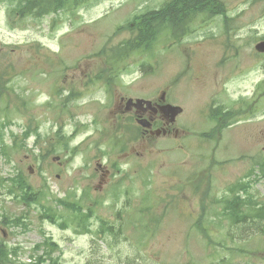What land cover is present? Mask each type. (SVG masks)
Here are the masks:
<instances>
[{
    "label": "rangeland",
    "instance_id": "1",
    "mask_svg": "<svg viewBox=\"0 0 264 264\" xmlns=\"http://www.w3.org/2000/svg\"><path fill=\"white\" fill-rule=\"evenodd\" d=\"M163 2L92 0L81 3L75 12L63 10L41 20L22 21H13L9 2L0 3V72L8 69L12 72L7 83L11 88L7 98L11 120L4 130L5 156L0 154V241L17 253L16 260L28 262L45 251L53 258L58 257L60 264H89L94 257L102 258L104 264H125L126 259H136L134 264H209L206 258L218 264H264V229L254 234L253 240H247V244H235L233 235L245 220L238 223L239 227L231 226L222 217L223 210L213 203L215 198L225 197L251 170L247 195L264 203V173L260 171V159L264 158V93H259L264 88V55L253 50L257 42L264 40L262 1L223 0L226 15L232 21L226 25L222 17L209 21L196 19L188 28L189 34L183 36L189 46L183 47L185 51L180 52V41L172 36L166 41L160 37L156 46L167 47L168 62L154 53L135 54L124 63L123 73L118 77L122 86L112 82L105 87L83 83L90 82L104 64L97 53L128 40L131 31L127 27L133 17L158 9ZM238 18L243 20L239 25ZM121 27L125 28L116 33ZM224 27L235 34L233 41L220 34ZM207 34L213 35L214 42L206 43L208 46L200 44ZM201 45L208 61L197 58L194 47L201 50ZM230 51L237 55L233 71L227 68V62L234 61ZM143 61L144 66L140 65ZM182 66L187 68L184 74L179 73ZM195 68H200L203 74L197 80L193 78ZM70 88L77 89L79 96L62 110L57 96L63 97ZM131 90L142 97L144 93L154 97L165 91L167 103L183 104L184 113L177 120L181 125L177 124L181 128L180 138L131 142L123 153L113 149L109 140L118 136L119 98L133 96ZM53 94L56 96L52 97ZM225 103L244 105L256 117L248 120L213 113L207 118L210 110L206 107ZM221 120L228 127L218 131ZM191 121L203 128L195 129ZM212 125L216 131H209ZM27 127L35 129L39 137L24 140L21 133ZM201 133L214 140L200 143ZM184 137H191L186 141L185 151L181 146ZM60 138H70L71 147H78L74 158L62 153L45 154ZM129 148L136 155L132 171L126 164ZM55 156L60 157L59 162ZM212 156L221 161L216 168L208 166ZM18 173L27 177V184L34 190L50 194L39 202L45 208L56 206L53 196L64 198L71 194L80 199L88 194L90 198L82 203L84 206L97 200L93 204L95 217L90 219L87 232L99 240L95 242L89 234L76 235L70 221H66L70 215L64 208L56 207L64 219L49 223L39 218L43 213L41 206L26 205L10 196L9 178ZM145 181L155 190L147 203L143 192ZM177 186L185 189L187 195L173 191ZM170 191H173L170 200L154 202ZM193 195L194 200L190 198ZM198 196L209 206L203 219ZM114 201L134 209H146L150 202L151 209L147 208L157 223H149L151 216L121 211ZM3 218L7 226L2 224ZM101 218L118 228L116 242L111 238L100 240V233L105 232ZM199 222L201 228L207 231L210 228V239L221 238L223 245L197 231ZM155 227L163 231V242L152 237ZM190 238L191 247L184 244ZM45 239L56 247L36 250ZM252 251L256 252L253 258Z\"/></svg>",
    "mask_w": 264,
    "mask_h": 264
},
{
    "label": "bare ground",
    "instance_id": "2",
    "mask_svg": "<svg viewBox=\"0 0 264 264\" xmlns=\"http://www.w3.org/2000/svg\"><path fill=\"white\" fill-rule=\"evenodd\" d=\"M90 1H92V0L69 1L68 3L65 4L64 8L60 9L56 13L63 11V10L75 12L76 10H74V9H77L81 3H87ZM261 1H262V7L264 9V0H261ZM5 2H8V1H5ZM0 3H2V2H0ZM169 4H171L172 6H173V4L178 5L179 8L184 10V12H186L189 16L192 17V19L190 21H186V23L184 25H182L179 29L177 28V29H174L173 31L169 30V29L165 30L163 34H160L156 39L154 38V40L151 44L144 45L143 47H140V48H138V47L134 48L133 46H135V45L138 46V44L136 42H139L138 41L139 34L141 33L140 25L143 22H145L144 20H142V18L146 15H149V14L158 13L165 6H166V8L169 9L167 12V14H168L170 12V8H171V7H169ZM10 5H11L10 14L12 16V19H14L13 21H22V20H26V19L41 20V19H43L44 16H46V15H43V12L41 10L42 2L40 0H37L35 5H33L29 8L28 7L20 8L18 13L13 12V10H14L13 6L14 5L11 3H10ZM43 6H45L44 3H43ZM50 14H55V13H50ZM50 14H47V15H50ZM173 15L174 14H171L170 18ZM220 17H222L224 19L223 22L226 25L230 21H232V19L226 15L225 4H224L223 0H164V2L160 5V7L158 9L147 10L144 13L136 14L133 17V21L131 23V26L127 27L129 29V31H131V36L128 40L123 41L121 43H118L116 46L111 47L109 49H102L100 52L97 53V55L102 57L104 64H102L99 67V69L95 72L94 77L90 82L84 81L83 83L85 86L101 85L102 87H105V85L109 82L117 83V85H120L119 83L123 84L121 81H118V79H119L118 77L121 73H123L124 63L126 61H128L131 57H133L135 54L139 53V54H143V55H150V54L154 53L153 55L154 56L157 55L160 60L168 62V56L169 55L166 56L167 47L166 46H162V47L156 46L160 37H165V41H166L168 39V36H172V38L177 39V41H180L178 44V49L180 50V52L185 51V49L183 50V47L189 48V46L186 45L185 38H183V36L189 34L188 28L190 27V25H192V23L196 19L200 18L203 21L204 20L209 21L210 18H220ZM242 21L243 20L241 18H238L236 20L238 25ZM169 26H170V23H169ZM123 28H125V27L119 28L116 31V33H119ZM181 29H184V30L181 31ZM220 34L222 36L226 37L229 41L234 40L235 34H233V32L230 30L229 27L221 28ZM209 42L210 43L214 42V37L212 34H207L203 40L199 41L200 44L205 45V46H208V44H206V43H209ZM262 42H264V40L257 42L256 45L253 47L254 52L259 54V55H264V46H257L259 43H262ZM237 45H242V44H237ZM194 48L196 49V54H197L198 60L208 61L207 60L208 56H204L205 55L204 52H206V50L203 46H202L201 50H198L197 47H194ZM219 50L220 49H218V51ZM235 50L237 51L238 48H236ZM119 52H120L121 56H125L123 59H120L118 61V64H120L123 67L122 70L117 75H114V76L106 75V74L99 75V73L102 70H105L107 63L111 62L110 60H108L109 57L113 56V54L120 55ZM230 54L233 56L234 61L232 63L227 62V68H229L230 70H232V69L234 70L236 68L234 62H235V58H237V55H236V52H232V51H230ZM43 57H45V56H43ZM222 63L225 64V62H222ZM140 65L144 66L145 62L144 61L141 62ZM185 69H187V68L185 66H182L180 68L181 72H179V73L184 74ZM4 72H5V74H4ZM0 73L4 74L5 79H8V81L5 82L4 86H5V92L10 96L11 94L9 93V91L11 90V88L8 87L7 83L10 81V79L12 77V72H11V70L8 69V70H3ZM97 73H98V75H96ZM145 73L146 72L143 68L142 69V75H144ZM201 74H202V70L200 68H195L193 78L195 77L194 79L197 80V78ZM201 83H203V82H201ZM120 86H122V85H120ZM128 87H130V86H128ZM130 88L132 89V87H130ZM55 91H56V88H55ZM131 92H132L133 96L126 97V98L123 96H120L119 100L124 101V103H126L127 106H130L132 104L134 107H137V106H147V107L150 106L151 107L154 105L153 102L155 100H158L161 103V104L158 103V105L160 106L159 111L162 115L169 116V122L167 124H165V126H163V127H160L157 125H153V127H152V123L149 121H134L133 119L128 118L125 114H123L119 110V105H118L117 109L119 110V112L117 113V119L119 121V125L116 129V134H118V136L115 135L114 138H111L109 140L111 147L113 149H115V150L117 149V152L123 153L126 151L128 145L131 142H135V141H139V140L145 141V140H150L151 138H157V139H164V138H168V137L169 138H180V137H174L173 133L168 134V129L166 127H171L173 130L178 132V134H180L181 128L177 127V124L180 125L177 122V120H178V117L184 113L185 106L183 104L180 105L178 103H174L175 104L174 105V104H171L169 102L167 103L166 98H165V93H166L165 91H159L156 94V96H154V97H149L146 93H144L145 94L144 97L137 96L136 92H134L132 90H131ZM259 93L260 94L264 93L263 86L260 89ZM70 94H73V97L69 100H66V98ZM55 96L56 95H54V94L52 95V97H55ZM78 96H79V93L77 92V89H75V88H70V90H68L67 94L64 95L63 97L58 95L57 100L59 101L60 109L63 110L69 102L76 100ZM174 99H180V98L174 97ZM5 100H7V99H5ZM5 106H8V105H4L3 103L0 104V116H2V117L7 116L9 118V110L5 111L4 110ZM206 108L208 110H210L209 116H207V118H209L210 115L213 113H216V114L223 116V117L238 116V117H242V118H245L248 120L256 117V115L254 113L250 112L244 105L225 103V104H221L218 106H209ZM175 109H178V111L180 113L175 115V113H174ZM196 109H198V108H196ZM153 111L155 113H157L156 109H153ZM10 120L11 119L9 118V122H10ZM192 121H191V124H192ZM7 125H9V123ZM226 125H227L226 121H223V120L219 121L218 125H217L218 131L226 129V127H228ZM82 126H86V125L82 124ZM198 126H199V123H196L194 128L195 129L203 128V127H198ZM5 129H6V127L4 128V130ZM28 130H30L31 132H33L35 134L31 133V135L29 137H25L24 134ZM209 131H216V129L212 125L211 128L209 129ZM222 134L223 133H220L221 139L223 137ZM21 136L24 140L29 139L31 136H34V138L37 139L39 137V134L35 129L31 130L30 127H27L21 133ZM183 136H181V137H183ZM13 137H14L13 141L15 142L16 137L15 136H13ZM184 138L185 139L181 142V146H182V148H184V151H185V150H187V142L186 141L191 140V137H184ZM198 139L201 141L200 143H209V140H214V138L212 136L205 135L204 133L199 134ZM4 141L5 140H4V136H3V144L1 142L0 146L4 148V153H5L6 148H5V142ZM20 145L25 146L26 143L20 142ZM129 150H131L130 151L131 153L129 155H127L128 160H127L126 164H129V169H130V171H132L134 163H135V156L136 155H134L135 152L133 149L129 148ZM58 153H62L64 156H69L70 159H72L78 154V147L77 146L71 147L70 138L69 139L60 138L58 143L50 145V147L47 148L46 152H45V154L51 155V156L57 155ZM45 157L46 156H42V159H44ZM192 157H194V156H192ZM54 159L58 162L60 161V157H58V156H55ZM254 159H258V158H254ZM252 160L253 159H251V164H252ZM260 162H261L260 171L262 170L264 173V158L260 159ZM220 163H221L220 159H218L215 156H212L208 159V166H210L212 168L218 167L220 165ZM107 173L108 172H106L105 175H107ZM137 174H138V172H137ZM252 174H253V170H251L250 173L247 172L243 176V178L240 179V181L236 182V184L232 188H230L229 191H227L225 193V197L215 198L213 200V203L216 204V207L219 210H223L222 217L225 218L228 222H230L231 226L239 227L240 225L238 223L242 220H245L241 224V226L239 227L237 233L235 235H233L234 240H235L234 241L235 244L236 243L247 244V242H248L247 240H249V239L253 240L254 234L260 233L264 229V203H261L259 200H257L256 197L249 198V196L247 195V192L250 188V182H249L248 177L252 176ZM17 175H19V177L21 178V180L24 183H26V184L28 183L27 177L25 175H22L21 173H18L15 176H13L12 178H9V180L11 181V179L15 178ZM132 175H133V173H132ZM187 179H189V178H187ZM9 187H10V185H9ZM85 189L89 190V188H85ZM153 190H154V188H152V186L149 185L148 181H145L143 183V192L146 195V199H144V202L147 203V199L151 200V193ZM175 190L180 191L181 194L187 195V193L184 191L185 189H183L181 186L174 187L173 191H175ZM173 191H170L171 193H169L167 195H161L160 198L157 197L158 200H156L154 202H159V199L170 200ZM154 192H155V190H154ZM30 193H31V195H33V198L38 199V201L36 203H28V202H23V203L26 205H37L38 204L39 206H41V209L43 210V213L39 217L41 220L48 221L49 223H53L54 221L57 222V221L63 220L64 216L62 214H60L58 212V210L56 209V207L59 206L62 209L63 208L66 209L65 211L69 213L70 217L66 221H70V223L72 225L71 229L73 230V232L76 235L89 234L90 236L92 235L93 240L95 242L99 240L98 236L92 234L91 232H87V231H90V229L88 228V224H89L90 219L95 217L93 204H96L97 200H91L92 201L91 204L84 206L82 203H84L87 199L90 198V196H88V194H84V197H81L80 199L73 198V196H71V194H68L64 198H55V196H53L52 199L54 200V203L56 204V206L52 207L53 209H50V208H45L44 205L39 203L41 201L46 200L48 197H50L49 193H46L44 190H38V191L34 190L32 188V186L30 188ZM243 193H246V194H243ZM239 194H241V196H239ZM9 195L12 196L11 194H9ZM207 195H208V193H206V196ZM229 195H231L230 199H229ZM195 197H196L195 195H193L192 197L190 196V198L192 200H194ZM71 198H73V200H71ZM114 199H116V198H114ZM198 200H199V205L201 207V214H202L200 216V218L203 219L206 211L209 209V206L207 205V203L202 201V199L199 196H198ZM114 203L123 212H130L133 215L137 214V215H141L144 217L151 216V220L149 223L156 221L152 217L151 213L149 212L151 209L150 202L148 203V206H147L150 209L147 207H145L146 209H142V208L134 209V208H131V207L127 206L126 204L120 202V201H114ZM189 218H191L190 215H189ZM2 220H3L2 224L7 226L5 218H3ZM100 220H101L102 225H103L102 229H103V231H105L103 233H100V240L103 241V240H106L107 238H111V239H113L114 242H116L118 240L117 238H119L118 228L114 227L113 224H110L105 219L101 218ZM17 221H18V219H15V222H17ZM7 223L12 224V221H8ZM155 223H157V222H155ZM200 223H202V222H199L196 230L201 231V233L204 235V237L206 239L209 238L210 228L207 227L209 229L207 231L206 229L201 228ZM64 224H66V223H64ZM63 227L66 228L69 226H63ZM64 228H62V229H64ZM155 228H157V230L152 235V237L155 240H159V241L163 242L164 241L163 231L160 230L159 227H155ZM66 229H68V228H66ZM188 240H191V241L190 242L187 241L184 244L191 247L192 246V238H190ZM210 240L216 241L221 246L223 245V240L221 238H211ZM0 244H3V245L8 247V245L5 244L3 240L0 241ZM47 246L51 247L49 239H45L41 245H37L36 250H38L42 247H47ZM51 249H52V247H51ZM193 251H194V249H191L192 253H193ZM10 254L6 253V252H2L0 254V259L5 260L11 256V259L15 264H19V262L21 263V261L16 260V257H17L16 252H11ZM250 256L251 257L256 256V252L252 251V254ZM262 257L264 258V256H262ZM40 258H43L45 260V263H50L52 260L53 261L57 260V263L60 264L58 257L53 258L51 255H48V253H46L45 251L43 252V254L41 256H38L36 259L29 260L28 262H22V263L33 264ZM205 261H206V263H209V264L217 263V262L213 261V259L211 260L210 258H206ZM135 262H136V259H126L124 263L125 264H134ZM89 264H104V263L102 261V258H95L94 257L90 260Z\"/></svg>",
    "mask_w": 264,
    "mask_h": 264
},
{
    "label": "trees",
    "instance_id": "3",
    "mask_svg": "<svg viewBox=\"0 0 264 264\" xmlns=\"http://www.w3.org/2000/svg\"><path fill=\"white\" fill-rule=\"evenodd\" d=\"M8 1L9 3L13 4V12L18 13L20 8L22 7H31L35 5L37 0H0V2H5ZM42 2L41 10L43 12V15H47L50 13H56L60 9L64 8L65 4L68 3L69 1L73 0H40ZM76 1V0H74ZM87 1V0H85ZM43 3L45 6H43ZM170 12H168V8L163 7L161 11L158 13H153L146 15L142 18L145 22H143L140 25L141 33L139 34V42H136L138 44L133 46L134 48H140L143 47L144 45L151 44L154 40L156 39L160 34H163L165 30H174V29H179L182 25L186 23V21H190L192 19L191 16H189L184 10L179 8L178 5L173 6L169 4ZM174 14L171 18L170 15ZM170 23V26H169ZM184 29H181L183 31ZM125 56L116 55L113 54V56L109 57L108 60L111 62H108L106 65L105 70H102L99 75H117L121 70L122 66L118 64V61L120 59H123ZM5 74V72H4ZM4 74L0 73V104L3 103V101H6V105H8V100H5L9 98L10 96L5 92V82L8 81V79H5ZM98 75V73L96 74ZM73 97V94H70L66 100H69ZM5 111L8 110V106H5ZM9 123V118L2 117L0 116V143L2 142L3 144V136H4V128L6 125ZM30 130H28L24 136L29 137L31 135ZM35 134V133H33ZM0 154L5 155L4 153V148L0 146ZM30 188L31 186L29 184L24 183L19 175H17L15 178L11 179V184L8 189L9 193L11 195H14L17 199H19L21 202H28V203H36L38 199L33 198V195L30 193ZM33 198V199H32ZM53 247H56L55 244H51ZM2 252L6 253H11L12 251L8 249L7 246L0 244V254ZM11 255V254H10ZM0 264H15L11 256L8 259L2 260L0 259ZM19 264H24L20 263ZM33 264H58L57 260L56 261H51L50 263H45V260L43 258L38 259L35 263Z\"/></svg>",
    "mask_w": 264,
    "mask_h": 264
},
{
    "label": "flooded vegetation",
    "instance_id": "4",
    "mask_svg": "<svg viewBox=\"0 0 264 264\" xmlns=\"http://www.w3.org/2000/svg\"><path fill=\"white\" fill-rule=\"evenodd\" d=\"M153 106H137L134 107L132 104L130 106H127L124 101L119 100V110L125 114L128 118L133 119L134 121H149L153 125H157L160 127L165 126L169 122V116L162 115L159 111V105L160 103L158 100H155ZM161 104V103H160ZM153 109L157 110V113L153 111ZM168 129V134L174 135V137H178V132L173 130L171 127H166ZM106 175H104L105 177ZM105 183V179L103 180Z\"/></svg>",
    "mask_w": 264,
    "mask_h": 264
},
{
    "label": "water",
    "instance_id": "5",
    "mask_svg": "<svg viewBox=\"0 0 264 264\" xmlns=\"http://www.w3.org/2000/svg\"><path fill=\"white\" fill-rule=\"evenodd\" d=\"M257 46H264V42L259 43ZM174 113H175V115H177L180 112L178 111V109H175Z\"/></svg>",
    "mask_w": 264,
    "mask_h": 264
}]
</instances>
